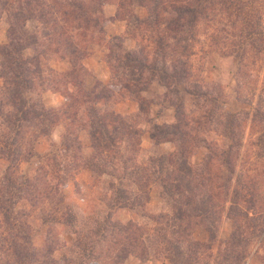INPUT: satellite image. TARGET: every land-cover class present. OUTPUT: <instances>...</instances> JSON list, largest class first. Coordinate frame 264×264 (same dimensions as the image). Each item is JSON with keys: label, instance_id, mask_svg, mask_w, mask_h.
Masks as SVG:
<instances>
[{"label": "rangeland", "instance_id": "1", "mask_svg": "<svg viewBox=\"0 0 264 264\" xmlns=\"http://www.w3.org/2000/svg\"><path fill=\"white\" fill-rule=\"evenodd\" d=\"M116 1L118 7L123 2L128 37L140 34L139 19L156 30L168 24L169 15L154 2ZM73 3L84 13L56 0H0V108L14 121L17 112L6 86L20 62L31 69L25 96L79 115L69 135L65 122H48L46 132L26 127L21 135L29 143L25 152H13L17 161L6 157L10 151L0 152V198H7L9 184L16 198L0 209V264H264V0H195L196 29L187 25L179 32L184 45L176 64L187 61L191 69L184 81L177 79L170 88L160 81L164 88L151 87L152 82L142 98L123 97L122 83L134 69L122 67L123 61L145 56L139 43L124 46L134 52L121 58L115 73L109 63L108 81L91 78L86 88L96 94L72 106L67 89H78L80 67L86 68L93 44L89 35L103 36L107 62L124 41L101 33L107 15L105 5L104 13L98 11L100 0ZM67 8L77 12L76 19H66ZM89 9L99 24L87 30ZM72 47L78 50L72 59L61 58L64 48ZM157 58L159 67L172 69L171 59ZM103 115H125L128 122L108 121L103 146L96 149L90 128L83 126ZM2 116L0 135L11 141L15 133ZM183 122L188 125L182 129ZM184 132L191 137L186 147ZM211 142L219 153L231 151L233 168L216 160L210 170L214 183L204 185L200 177ZM28 177L34 186L21 190ZM126 185L132 190L129 200L120 198ZM176 186L184 193L164 194Z\"/></svg>", "mask_w": 264, "mask_h": 264}, {"label": "trees", "instance_id": "2", "mask_svg": "<svg viewBox=\"0 0 264 264\" xmlns=\"http://www.w3.org/2000/svg\"><path fill=\"white\" fill-rule=\"evenodd\" d=\"M52 1V0H51ZM58 1V4L61 6L66 5V7H77L76 10L82 11L83 12V6L82 5H77L74 4V0H56ZM138 4L140 5H146L150 6L152 3H156V6L161 7L163 11H165L166 15H169L168 17V24H166V28L161 29L159 25H157V30L155 28H147L146 26L150 25L148 22H146L144 19H139V27L138 29L140 31V34L137 32H133L131 36L135 39H138L139 43V52H143L145 54L144 58L141 57V55L138 53L136 55H132L125 61H123V64L121 65V58L124 55H127L128 53L134 52L133 50L127 49L124 47L123 44L119 46L120 51L115 55H112L108 63H111V66L113 68V73H115V70L118 68V65H121L122 67L126 65V67H134V69L130 72L129 80L130 81H135L133 85L131 82L124 81L122 83V88L126 90V94H123V97H136V98H142L140 97V93L144 90L147 89L148 85L152 83L153 81H160L167 87H172L177 79H180L181 81H184L186 79L191 71V69L188 67L187 61H184V66H178L176 62L180 61V58L177 57V53L183 54L182 50H179L181 45H184L182 43V39L180 40L179 38V32L184 31L187 27V25H191V27L195 30L197 21L199 19V10L195 7L194 3L195 0H138ZM150 1V2H148ZM107 0H100V7L98 9L99 13H104V5L106 4ZM28 4L31 6L32 3L28 1ZM123 5V2H119V10L117 12V17L120 19H126V14L123 13L121 10V7ZM65 7V6H64ZM96 10V9H95ZM67 13L66 16L70 19L73 18L74 15L77 17V12L74 13V10H69L67 8ZM90 9L86 11L84 14L85 21H86V28L87 30H90L91 27L96 26V24H99V20L92 16L89 13ZM45 13V12H44ZM38 17L39 16H34ZM76 17H74L76 19ZM108 18L106 19V21ZM98 21V22H96ZM104 22V24L106 23ZM156 23H163L160 21V18L155 19ZM141 25V26H140ZM146 25V26H142ZM101 33L106 35V30L105 27L100 28ZM66 35V34H65ZM86 34H84V39H85ZM97 38L96 34H90L88 37V44L89 43H102L104 40L103 36H98ZM116 37V36H115ZM169 38L173 39V45H171V42L168 41ZM145 41V42H144ZM39 44V42L37 43ZM73 46V44H71ZM70 45V46H71ZM188 47V46H186ZM169 48V50H167ZM78 50L77 48H64V52L61 56V58H71L76 53ZM89 53V52H88ZM87 53V54H88ZM85 54V56L87 55ZM188 54V53H187ZM157 55H161L164 60L166 59H171L172 61V69L168 71V69H164L163 67L158 66V59ZM84 56V57H85ZM120 58V60H119ZM151 58V60H149ZM27 59V58H26ZM115 60L119 61L117 64L114 62ZM163 60V61H164ZM117 65V66H115ZM117 67V68H114ZM81 70L83 71V74L79 73V86L77 85L78 89L73 90V92H70V89L68 87V95L67 97L69 98L68 101H70V104L72 105L74 102V105L76 104H82L83 101H85L86 97L88 96L89 98H92L96 93L95 90H87L85 86L86 82V68L80 67ZM137 68V70H135ZM12 73L13 75L10 76L11 79L9 80V85L6 86V89L11 93V102L13 105V110L17 112L15 115L14 121L9 117H7L6 113H4L3 108H0V114L3 115L2 118L7 121V128L9 131H14L15 135L11 138V141L3 140L4 136L0 135V152H11L10 156L7 154V158L10 160H18L19 159V154H13V152H25L27 149V144L29 143L28 140H26L25 137L21 135V132L25 131L26 127L32 126V127H42V131H45L44 126H49V123L57 126V124H61L62 122H65L66 124V134L69 135L72 132L74 133V129H72V126L74 125L75 121L78 119V111H72L70 110L68 112V109L61 111V109H55V108H49L46 106V104L43 102L42 99L40 100H34V99H29L27 96H25V93L27 91L31 90V82L32 78L30 77L31 75V69L24 65V63H16L15 67L12 68ZM73 75V74H72ZM73 84L75 81H71ZM144 85H142V84ZM76 84V83H75ZM80 84H82L80 86ZM129 93V94H127ZM98 99L104 98L103 94H98L97 96ZM150 99V98H148ZM69 104V103H68ZM68 104L66 107H68ZM9 105V103H7ZM73 106V105H72ZM65 107V108H66ZM61 111V113H60ZM109 115H103L100 118L94 117L91 120V124H84L83 128H90L91 130V136H92V144L96 149L102 148L103 145H101L102 140H101V133L110 122H117L120 120V123L122 124L124 119L126 122H128V117L125 115H120V117H117L115 119H109ZM79 120V119H78ZM110 121V122H108ZM3 122V121H2ZM49 122V123H48ZM225 124L227 127L225 131L229 130V125L230 123L225 122L222 123ZM188 123L183 122V125H181L182 129L186 127ZM124 127V126H123ZM46 132V131H45ZM228 133V132H226ZM18 134V136H16ZM185 136V140L181 139V141L184 143L183 146L186 144L190 143L191 144V137L189 136L188 132L183 133ZM77 135L75 136V138ZM12 144V146H11ZM10 145V148H9ZM186 147V146H185ZM211 154L208 155L207 159L205 160L203 164V169L205 170V174L200 177V184H213L214 181L211 180V177L215 178L214 176L210 175V170L212 169L211 167L215 166V161L216 160H221L223 166H227L229 169L233 168L232 166V153L231 151L227 152H218V147L215 142H211ZM31 152V151H29ZM100 152V151H99ZM185 153V152H183ZM192 153V152H191ZM191 153H189V157L191 156ZM187 155V154H186ZM224 155V156H223ZM3 157V156H0ZM222 157V159H221ZM185 168L188 169L189 175L192 176L193 174V169L188 165H185ZM221 170V169H220ZM223 170V169H222ZM208 171V172H207ZM223 173V171H222ZM209 174V175H207ZM201 175V174H200ZM195 176V175H193ZM192 176V177H193ZM211 176V177H210ZM221 177V174L219 175ZM230 176V174H229ZM228 178V175L227 177ZM158 178H156L157 180ZM192 182V181H191ZM21 190H28L30 187L34 186V184L31 182V179L24 178L21 182ZM216 185H222V183L218 182ZM8 186V196L7 198H0V209H5L6 206L4 205L3 201H7L8 203L12 204L14 201H16V198H13L15 196V192L12 189V184L6 185ZM182 187L176 186V190L174 189H169L166 191L164 190V194H169L172 195L175 193V191L184 193ZM169 191V193H168ZM132 190H128V186L120 188V198L121 199H130ZM13 195V196H12ZM123 195V196H122ZM140 195V194H139ZM136 201V199H135ZM133 203V202H132ZM7 209V208H6ZM140 237L134 236V245H139L140 243ZM24 257L25 255L21 258L19 257V261L22 263L24 262ZM31 260V259H30Z\"/></svg>", "mask_w": 264, "mask_h": 264}, {"label": "crops", "instance_id": "3", "mask_svg": "<svg viewBox=\"0 0 264 264\" xmlns=\"http://www.w3.org/2000/svg\"><path fill=\"white\" fill-rule=\"evenodd\" d=\"M118 3L116 0H108L105 4V12L108 20L105 24L106 37L110 39L115 36L123 37V45L129 48H136L138 40L127 36V21L117 17ZM142 11V10H141ZM107 45L103 43H94L90 47L89 54L84 59V65L86 66L88 79L86 80V87L91 86V78L95 80L100 79L108 81L111 77V68L109 63L105 60V54L107 51ZM158 85L159 87L164 86L159 81H153L151 87ZM150 87V88H151ZM125 105L123 101L120 105ZM127 113V112H123ZM163 115L158 116L157 119L162 118ZM161 120V119H160Z\"/></svg>", "mask_w": 264, "mask_h": 264}]
</instances>
